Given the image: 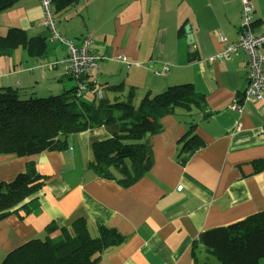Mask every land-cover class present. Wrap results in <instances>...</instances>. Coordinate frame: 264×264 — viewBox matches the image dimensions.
I'll return each mask as SVG.
<instances>
[{"label":"crops","instance_id":"obj_1","mask_svg":"<svg viewBox=\"0 0 264 264\" xmlns=\"http://www.w3.org/2000/svg\"><path fill=\"white\" fill-rule=\"evenodd\" d=\"M251 2L254 31L263 33L264 0ZM241 13L242 0H79L56 14L64 38L92 36V49L102 55L92 77L103 98L126 99L134 89L138 105L147 92L189 82L205 96L206 108L180 107L161 118V131L145 138L152 166L130 186L98 176L90 166L93 143L119 131L118 123L72 133L62 150L0 154V181L13 179L29 160L44 177L29 211L0 220V261L28 240L45 237L48 224L76 234L73 224L82 220L93 236L106 226L125 237L96 264H202L215 256L202 244L193 249L201 232L264 210V110H254L261 102L243 113L231 107L248 85V55L210 59L238 39ZM42 20L40 0H18L0 11L2 34L18 27L47 42L43 55L21 46L0 55V87L47 95L73 85L64 78L66 45ZM186 26L194 42L187 41ZM191 121L199 142L194 152L183 149Z\"/></svg>","mask_w":264,"mask_h":264},{"label":"trees","instance_id":"obj_2","mask_svg":"<svg viewBox=\"0 0 264 264\" xmlns=\"http://www.w3.org/2000/svg\"><path fill=\"white\" fill-rule=\"evenodd\" d=\"M17 1L0 0V11ZM78 2L53 0L55 16ZM182 31L183 26L179 29ZM20 46L33 56L47 51L45 37H29L18 27L0 32V55ZM81 82H85V88L77 81L60 93L47 95H25L18 86L0 87V154L31 156L45 150H62L72 133L118 123L119 131L93 143L90 166L98 176L130 186L152 166L153 155L145 138L161 131V118L177 114L180 107L200 111L206 108L205 96L189 82L170 85L159 93L147 92L138 105L133 103L134 89H130L126 99L117 96L109 100L99 97L102 85L98 87L93 77L85 76ZM116 87L122 90V84ZM188 123L187 133H192L185 139L183 149L194 152L199 146L197 123ZM43 183L35 160H29L25 170L13 179L0 181V220L20 210L29 211V203L38 197ZM73 228L79 229L76 234L50 223L45 237L30 239L11 250L0 264H96L106 249L125 239L106 226H99V233L93 236L82 220H77ZM199 244L216 257V262L202 264H264V210L204 230L193 249Z\"/></svg>","mask_w":264,"mask_h":264},{"label":"built area","instance_id":"obj_3","mask_svg":"<svg viewBox=\"0 0 264 264\" xmlns=\"http://www.w3.org/2000/svg\"><path fill=\"white\" fill-rule=\"evenodd\" d=\"M43 9L42 24L49 28L55 39L65 43L67 55L63 60L65 72L80 82L82 88H85L84 77H92L100 68L102 55L92 49L93 39L90 34L84 35L80 40L64 38L57 30V18L53 11V0H40ZM254 5L251 0H242L241 27L238 39L230 42L215 54L210 56L211 60H223L231 58L241 52L248 55V85L245 88L244 96L241 100L235 101L232 108L239 113L246 110V106L255 102H261L260 108L255 107L256 112L264 110V32H255L253 28ZM225 39V37H223ZM121 60L127 66L130 61L121 56ZM53 63L52 65H56ZM94 78V77H93ZM97 82V79L94 78ZM102 96V91H98ZM182 189V186H179Z\"/></svg>","mask_w":264,"mask_h":264},{"label":"rangeland","instance_id":"obj_4","mask_svg":"<svg viewBox=\"0 0 264 264\" xmlns=\"http://www.w3.org/2000/svg\"><path fill=\"white\" fill-rule=\"evenodd\" d=\"M64 78H65V80H67V81H71L72 83L71 84H74V83H76L77 82V79L76 78H74V77H69L68 75H64ZM213 258V257H212ZM211 258V261H208V262H210V263H213V262H216V257H215V259H212Z\"/></svg>","mask_w":264,"mask_h":264},{"label":"water","instance_id":"obj_5","mask_svg":"<svg viewBox=\"0 0 264 264\" xmlns=\"http://www.w3.org/2000/svg\"><path fill=\"white\" fill-rule=\"evenodd\" d=\"M186 29H187V32H188V36H187L188 40L187 41L189 43L194 42V37H193L192 33L190 32V27L186 26Z\"/></svg>","mask_w":264,"mask_h":264}]
</instances>
